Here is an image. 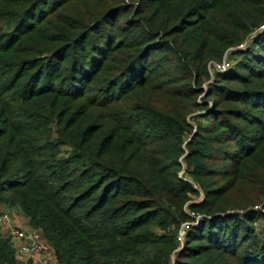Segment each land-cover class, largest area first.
Segmentation results:
<instances>
[{
  "label": "trees",
  "instance_id": "16d2710c",
  "mask_svg": "<svg viewBox=\"0 0 264 264\" xmlns=\"http://www.w3.org/2000/svg\"><path fill=\"white\" fill-rule=\"evenodd\" d=\"M68 1L75 0H25L13 18L36 35ZM87 1L99 11L94 24L46 48L18 101L27 107L52 95L75 102L98 76L97 106L108 117L74 138L81 156L61 158L43 152L55 142L40 118L53 109L33 113L39 123L32 130L45 139L22 137L19 156H0V205L20 212L59 264H264V227H254L264 214L252 210L264 180L246 170L261 171L253 145L264 138V0ZM86 41L79 55L74 48ZM240 45L233 68L214 72L202 90L210 62ZM107 51L118 52L117 66H103ZM196 111L203 113L193 131L187 118ZM120 131L131 140L118 151ZM192 183L203 200L188 205L199 193ZM17 262L0 235V264Z\"/></svg>",
  "mask_w": 264,
  "mask_h": 264
},
{
  "label": "rangeland",
  "instance_id": "374dc122",
  "mask_svg": "<svg viewBox=\"0 0 264 264\" xmlns=\"http://www.w3.org/2000/svg\"><path fill=\"white\" fill-rule=\"evenodd\" d=\"M24 1L0 0V44L11 41L6 47L0 48V156H19L18 146L23 145L21 143L22 137L28 136L31 140H44L45 136H42L41 132L34 133L32 130L39 123L33 113L50 109H53L51 117L42 116L40 118V125L46 134H48L50 144H54L55 142V145L53 151L49 147H45L43 152L47 154L46 156L55 153L54 156H61V158L81 156V153L72 147L74 138L78 136L79 131L96 126L104 118L108 117V112L97 106L99 104L97 89L101 83L99 81L100 77L95 76L92 82L85 86L86 88L82 91L84 93L82 99L75 102H72L67 96L53 97L52 95H43L45 97L40 101L31 102L27 104V107H22L18 101L17 94H23L22 85L32 79L41 70L36 60L45 56L46 48L53 50L56 47L62 46L63 43L57 41L59 38L69 39L78 37L86 26L94 24L93 21L99 16V11L96 10L93 3L87 0L68 1L58 10L51 12L47 19L48 23L41 25L36 35H32L27 33L28 30H24L27 27L26 23L22 22L21 24L20 19L17 17L13 18L14 9L19 10L23 6ZM47 6L44 9L41 7L40 10H37L34 17L36 18ZM3 11L8 12V15H5ZM91 38H94V36ZM92 44L102 45L103 41L98 42L95 40L92 41ZM83 46H75L74 50L80 55L81 50L89 48L88 41ZM239 47L230 48L224 54L221 61L210 62L208 66L210 80L202 82V90L208 92V84L212 82L214 72L222 75L233 68L238 58L232 55V52L240 49ZM107 53L103 61V66L111 68L117 66L118 52L107 51ZM62 69L64 75V73H67L68 66L63 64ZM53 74L55 75L54 71ZM45 81L47 83L49 82L48 80L41 79L39 84H43ZM96 99L97 101H95ZM57 103L60 104L59 108H55ZM17 106L23 109L17 108ZM29 106L31 109H29ZM70 108H72L70 113L66 114L65 109L69 110ZM115 113V111L111 112L113 116ZM200 113H203V111H196L187 118V122L193 127V131L196 129V115ZM25 115L30 117H26ZM21 125L24 126L19 127ZM112 126L115 127L114 124ZM115 130H119V128ZM262 136L260 134V137ZM130 140L131 135L129 133L123 131L118 132L116 136L118 151L124 148ZM258 143V145L254 144L253 146L259 147L255 156H259L256 164L260 166L261 171L257 172L251 166H246V170L248 176H252L261 182L264 180V138ZM8 144H11L10 153L4 155ZM225 146L229 150L233 149L232 145ZM180 164L182 165V162ZM192 185L199 193L197 197L188 202V205L193 203L198 204L203 200V195L199 187L194 183ZM252 210L257 211L259 214L261 213V215L264 214V197L252 207ZM231 211L242 215L245 210ZM254 227L256 230H259L264 227V221L259 220L255 222ZM17 263L25 264L19 261Z\"/></svg>",
  "mask_w": 264,
  "mask_h": 264
},
{
  "label": "built area",
  "instance_id": "2783aa9c",
  "mask_svg": "<svg viewBox=\"0 0 264 264\" xmlns=\"http://www.w3.org/2000/svg\"><path fill=\"white\" fill-rule=\"evenodd\" d=\"M263 28L264 26L260 27V29ZM243 47L244 45H240L239 48ZM188 227V224L181 226L178 232L179 242L182 241ZM0 235L8 239L17 261L25 264H59L54 251L42 234L30 226L27 228L17 226L11 210L0 213Z\"/></svg>",
  "mask_w": 264,
  "mask_h": 264
},
{
  "label": "crops",
  "instance_id": "0c3cea01",
  "mask_svg": "<svg viewBox=\"0 0 264 264\" xmlns=\"http://www.w3.org/2000/svg\"><path fill=\"white\" fill-rule=\"evenodd\" d=\"M7 210L5 206L0 205V213ZM12 212V217L14 218V223L22 228H27L29 227V222L28 220L22 215L20 214V212H18L17 210H13L11 209ZM21 262V261H19ZM23 263V262H22Z\"/></svg>",
  "mask_w": 264,
  "mask_h": 264
},
{
  "label": "water",
  "instance_id": "95a60500",
  "mask_svg": "<svg viewBox=\"0 0 264 264\" xmlns=\"http://www.w3.org/2000/svg\"><path fill=\"white\" fill-rule=\"evenodd\" d=\"M188 141V140H187Z\"/></svg>",
  "mask_w": 264,
  "mask_h": 264
}]
</instances>
